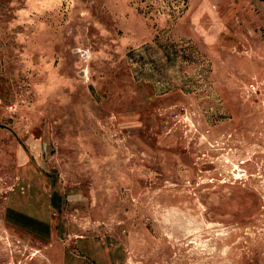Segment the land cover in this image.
I'll return each mask as SVG.
<instances>
[{"label": "rangeland", "instance_id": "1", "mask_svg": "<svg viewBox=\"0 0 264 264\" xmlns=\"http://www.w3.org/2000/svg\"><path fill=\"white\" fill-rule=\"evenodd\" d=\"M66 250L264 264V0H0V264Z\"/></svg>", "mask_w": 264, "mask_h": 264}, {"label": "crops", "instance_id": "2", "mask_svg": "<svg viewBox=\"0 0 264 264\" xmlns=\"http://www.w3.org/2000/svg\"><path fill=\"white\" fill-rule=\"evenodd\" d=\"M40 191L36 190L35 191V201L34 199L31 198V202L27 205V203H22L20 204V202L17 205V207L15 208V206H12V209H15L17 211H24L23 209L28 208L27 206H29L31 208V210L34 212L32 214L31 220H26L25 218H23V220L25 222L29 221V223L35 225V231H33L34 233H42L45 232L44 229H46L47 232H45L44 234H42L43 237L49 238V232L52 228H51V220L49 218L46 217H41V213L45 215V212H47V215L50 211V205H49V201L48 202H44L41 201V196H40ZM41 227V228H40ZM44 228V229H43ZM41 229V230H40ZM88 264L87 260L81 256H77V254L73 255L70 252H68L67 250L64 252L63 256H62V260H61V264Z\"/></svg>", "mask_w": 264, "mask_h": 264}]
</instances>
